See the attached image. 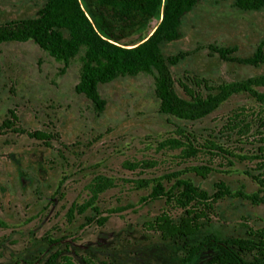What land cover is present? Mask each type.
I'll return each instance as SVG.
<instances>
[{
  "label": "rangeland",
  "instance_id": "rangeland-1",
  "mask_svg": "<svg viewBox=\"0 0 264 264\" xmlns=\"http://www.w3.org/2000/svg\"><path fill=\"white\" fill-rule=\"evenodd\" d=\"M44 1L0 0V30L20 27L11 20L36 18ZM144 4L111 5L117 43L140 42L158 23L161 10L148 15ZM262 39L263 8H238L233 0L196 3L182 17L180 37L161 48L164 56L189 52L176 64L163 58L158 65L173 86L170 114L158 111L157 69L99 84L105 105L97 114L74 91L83 49L60 73L63 63L32 40L1 42L0 264H180L212 235L248 237L250 229L264 227V202L236 194H262L256 176L264 177V103L245 90L218 96L208 110L191 105L177 83L188 71L214 82L250 78L251 89L263 92L264 61L223 60L208 45H235L233 55L244 57ZM10 109L17 119L4 126ZM34 130L50 137L31 136ZM196 165L211 170L201 176L191 169ZM171 172L210 194L223 181L229 193L205 210L196 232L163 239L146 222L161 213L177 219L184 211L148 194L156 178ZM173 182L162 179L165 190ZM217 252L206 243L187 264H204Z\"/></svg>",
  "mask_w": 264,
  "mask_h": 264
},
{
  "label": "trees",
  "instance_id": "trees-1",
  "mask_svg": "<svg viewBox=\"0 0 264 264\" xmlns=\"http://www.w3.org/2000/svg\"><path fill=\"white\" fill-rule=\"evenodd\" d=\"M120 1L128 4L132 0ZM145 1L142 9L148 15L161 10V17L145 39L131 45L117 43L113 38L112 28L118 23L116 19L118 15L116 11H111L110 7L115 0H45L36 18L11 20L10 23L20 27L0 30V43L30 39L54 59L63 63L59 69L60 73L64 72L71 59L83 49L79 56L80 69L74 91L89 99L97 114L103 111L105 105V99L98 91L99 84L109 82L120 75H136L157 69L154 74V91L158 98V111L165 114L174 113L173 86L158 70V65L163 58L171 64H176L189 52L178 51L164 56L161 48L164 43L180 37L183 15L200 0ZM233 4L238 8L264 9V0H233ZM208 45L218 52L223 60L251 65H258L264 61V39L257 44L251 55L244 57L233 55L235 45ZM250 82V78L242 79L237 84L214 82L188 71L183 72L177 79L178 85L192 99L190 104L207 106L208 110L216 106L218 96L245 90L250 91L256 100L264 103V91L252 90ZM16 119L17 115L10 109V118H5L2 125L11 126ZM29 134L39 139L50 137L49 133L42 130H34ZM207 142L215 145L212 139H208ZM194 152L195 149L188 146L187 153ZM191 169L201 176H205L211 170L205 165L192 166ZM163 178L174 179L168 190L162 185ZM256 179L261 187L258 191H262V194L258 192L245 194L241 190L236 194L250 199L253 203L264 202V177L256 176ZM216 186L217 190L210 194L189 179L180 177L178 172L156 178L148 194L149 198L165 196L167 201L183 208L184 214L177 219L166 213L158 214L146 222L148 229L157 231L163 239L193 234L199 229L201 225L199 219L203 217L205 210L210 208L212 202L229 193L223 181H218ZM72 208L73 206L69 209V215ZM248 233V237L225 239L212 235L207 242L202 240L192 246L180 264H187L206 243L214 244L218 252L204 264H264V227L250 229ZM243 252L248 253L250 258H245Z\"/></svg>",
  "mask_w": 264,
  "mask_h": 264
}]
</instances>
